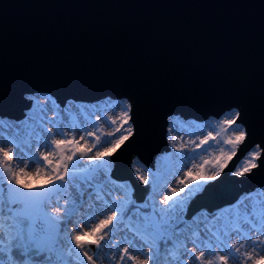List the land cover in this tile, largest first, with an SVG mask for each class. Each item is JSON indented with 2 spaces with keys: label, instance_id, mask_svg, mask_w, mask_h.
<instances>
[{
  "label": "water",
  "instance_id": "obj_1",
  "mask_svg": "<svg viewBox=\"0 0 264 264\" xmlns=\"http://www.w3.org/2000/svg\"><path fill=\"white\" fill-rule=\"evenodd\" d=\"M33 94L60 106L130 103L133 131L110 155L111 175L129 181L139 203L150 185L132 161L152 168L169 150L171 118L203 122L236 109L245 139L184 217L214 213L264 187V0H0V118H23ZM255 147L257 167L233 174ZM45 190L54 198L65 188Z\"/></svg>",
  "mask_w": 264,
  "mask_h": 264
},
{
  "label": "rangeland",
  "instance_id": "obj_2",
  "mask_svg": "<svg viewBox=\"0 0 264 264\" xmlns=\"http://www.w3.org/2000/svg\"><path fill=\"white\" fill-rule=\"evenodd\" d=\"M32 96L34 98L31 97L29 99L33 102L31 105L34 107L28 112L25 111V117L18 121L0 118V141L3 139L5 141L16 140L17 143H20L16 136L18 131L23 130L26 126H31L36 130L29 145H21V147H23V156L26 158L20 160L14 157V159L9 162V166L13 169L25 167V165H27L26 170L35 172L36 167H43V165L39 163V156L41 153L48 151V149L43 147L38 148L37 145H42L53 138H70L72 135H75V137L79 139L80 136H85V139L80 141L81 146L91 147L95 141V137L86 136L85 132L87 131H94L96 135L101 138L102 142L108 139H116L121 134L116 132L114 136L109 135L115 132L116 127H119L118 116L119 111H122L123 107L118 108L117 106H123L121 102L111 101V103L90 104V102L69 101L65 103V105L60 106L51 95L33 94ZM122 100L130 105L127 100ZM229 111V113L226 112L222 114L219 119L211 117V119H207L208 121L197 124L191 120H184V122L179 123L172 122L170 119L167 127L169 150L157 156L152 168L143 166L138 158H134L132 161L131 167L137 179L142 184L144 183L140 180V175L148 177L149 180L148 184L150 185V191L146 194L144 201L141 203L137 202V198L133 196L134 189L129 181H117L111 175L114 162L111 160L110 155L113 152L108 154L106 161L90 163L87 161V158L77 160L75 166L70 167L69 175L66 178L68 183L63 185L65 191L58 194L51 201L53 207H61L65 214L63 218L64 246L74 249V245H71V242L67 238L72 234L69 232L70 229L76 230L79 224H83L85 229H87L90 224H94L100 219H103L105 214H110L111 209L120 205H123L125 208L136 205L140 208L139 214L148 215L164 208L165 206L160 204L159 201H162L169 195V190L172 187H177V189L180 187L178 181L185 177V173L189 170L192 171L193 175L200 172L199 167H192L193 164L199 166L203 164L204 160H208L210 162L203 165V172L206 175L213 174L216 170V157L220 156V149H224V151L228 153L231 152L232 146L224 143L225 138L230 137L234 130L243 129L244 131L243 125L238 121L230 128L225 126V130L221 131L220 124L222 121L231 119L238 113L236 109H230ZM97 117H99V120H97ZM114 119L118 121L116 125L111 123ZM237 125H240V128H238ZM44 126L55 127L59 131L67 133V136L60 137L45 133L43 129ZM128 127L132 128L127 122L121 129V132ZM209 132L212 133L215 139L200 145V141L203 140ZM193 141H195V143H192ZM181 145L184 146V150L177 151V148ZM197 145L200 146L197 147ZM8 146L12 147L11 144ZM102 146L103 144L97 145V148H94L90 155L94 154L95 151ZM254 151H259V149L255 147L250 152L246 153L232 171L233 174L243 167ZM19 155L20 154L17 153V156ZM50 158L53 160V163L58 159V157ZM101 165H103V167H100ZM93 168L96 169L97 173L101 171L105 173V178L102 182L93 181L95 188L87 189L88 192H93L94 195L98 194L99 199H91L87 196L83 199H77L74 193L78 189L82 190L83 188V185L78 183L79 178L87 175ZM44 171L48 172L50 169L44 168ZM74 176L76 177L75 180L73 178ZM0 177L5 180L7 179V173H5L2 168H0ZM46 178L47 177L38 179L29 177L28 179L43 184ZM207 182L201 181L199 190L191 195H189L188 189H185V192L180 194V197L184 198L185 203L184 211L181 213V219L178 221L179 229L176 235L179 236V240L176 241V244L187 246L189 249L194 248L196 254L201 250L205 251V260L215 259L214 255L211 254L212 249H216L219 255H227L225 245L230 247L232 244H236L237 247H240V253H234L229 259L228 264H240V262L245 259L242 255L244 252H252L254 246L257 251L264 249V243H256L253 245V241H256L257 237H259L260 240H264V230H261L259 226H257L256 229H251L250 225L243 224V222H241V228L236 230L231 223L232 209H229L227 206L214 213H207L204 210L199 211L190 219H186L183 216L191 199L202 190ZM193 187H196V185L189 183V188ZM258 190L264 191V187L256 188L246 193H255ZM116 196L120 197V199L114 202L113 197ZM65 200L68 201L66 206H64ZM6 219L7 217H0V232H8L7 225L3 223ZM171 219H176V217L173 216ZM226 221H228V223H226ZM133 223H135V221L129 220L127 217H124L122 220L118 217V220L105 230V238L104 241H102L103 247L96 249L93 245L92 249L97 250V253L95 254L92 251L89 253L90 255L95 254L99 257L97 264H120V262L113 259V257H118L121 254L120 249L127 246V241L133 240L135 232L134 230H130ZM10 240V237L8 242L0 240V260L11 258V250L9 247ZM148 242L151 243V240ZM193 242H195V244H193ZM134 243L135 250L130 248V251L133 255H138L143 259V254L147 251V247H141L143 241L140 243L134 241ZM5 249H8L7 257L5 256ZM261 254H264V252H261ZM68 259L71 261V264H86V261L78 256L75 250L72 251V255L68 257ZM160 259L161 264H186L187 261H191L192 264H197L189 253L183 251L182 246H170L166 254H161ZM125 264H131V262H125ZM216 264H219V262L217 261ZM248 264H252V261H249Z\"/></svg>",
  "mask_w": 264,
  "mask_h": 264
},
{
  "label": "snow or ice",
  "instance_id": "obj_3",
  "mask_svg": "<svg viewBox=\"0 0 264 264\" xmlns=\"http://www.w3.org/2000/svg\"><path fill=\"white\" fill-rule=\"evenodd\" d=\"M117 107H123V110L119 111V127H116L115 132L109 135L114 136L116 132H119L121 134L118 138L102 142L101 138L94 131H87L85 132L86 136L95 137V141L91 147L81 146L80 141L84 140L85 136H80L79 139L75 135H72L70 138H53L42 145H37L38 148H47L48 151L40 154L39 163L43 167H36L35 172L26 170L27 165L17 169L9 166V162L14 157L20 160L26 158L23 156V147L21 145H29L36 132L35 128L26 126L23 130L18 131L16 136L20 143H17L16 140L5 141L3 139L0 141V168L7 173L6 180L0 177V217H7L3 223L8 227L7 233L0 232V240L8 242L9 237L11 238L9 245L11 258L0 260V264H71L68 257L72 255L73 250L86 261V264H97L99 257L95 254H89L93 250L92 246L94 245L96 249L103 247L104 232L118 220V217L121 220L127 217L129 220L135 221L130 228V230H134L135 232L133 240L127 241V246L120 249L121 254L118 257H113L120 264H125V262H131V264H161V254H166L170 246H182L183 251L189 253L197 264H216L217 261L219 264H228L229 259L234 253H240V247H237L236 244H232L230 247L225 245L227 255H219L216 249H212L211 254L214 255L215 259L205 260V251L201 250L196 254L194 248L189 249L187 246L177 245L176 241L179 240V236L176 233L179 229L178 221L181 219L185 203L184 198H181L180 194L185 192V189H188L189 195H191L199 190L201 181H211L220 175L225 165L235 155L237 145L244 141L245 132L243 129L234 130L230 137L225 138L224 143L232 146L231 152L228 153L224 149H220V156L216 157L215 172L211 175L204 174L203 165L208 164L210 162L208 160H204L203 164L199 166L193 164L192 167H199L200 172L196 175H193L191 170L185 173V177L178 181L180 187L178 189L177 187H172L169 190V195L162 201H159L160 204L165 206L164 208L148 215L139 214L140 209L137 206L125 208L123 205H120L111 209L110 214H105L103 219L90 224L87 229H85L83 224L77 225L76 230L70 229L69 232L72 234L67 238L71 242V245H74V249L64 246L63 218L65 214L61 207L52 206L51 201L53 196L45 189L57 184H67L66 178L69 175L70 167L75 166L77 160L87 158V161L90 163L106 161L108 154L114 152L128 139V136L132 134V128L128 127L123 132H121V129L130 119L131 105ZM238 117L239 113H236L233 118L223 120L220 124L221 131L225 130V126L232 127ZM97 120H99V117H97ZM111 123L116 125L118 121L114 119ZM43 129L45 133L52 134L53 136H67V133L59 131L55 127L44 126ZM214 139L215 137L209 132L200 141V145ZM192 143H195V141ZM9 144L12 147H9ZM101 144L103 146L90 155L93 149ZM200 145H197V147ZM183 150V145L177 148V151ZM17 153L20 155L17 156ZM260 155V151L252 152L250 158L235 174L242 176L253 168H256V160ZM50 157H58V159L53 163ZM100 167H103V165ZM44 168H48L50 171L45 172ZM29 177L38 179L47 178L41 184L29 180ZM73 178L74 180L76 179L75 176ZM104 178L105 173L103 171L97 173L96 169L93 168L87 175L79 178L78 183L82 184L83 188L82 190L78 189L74 193L75 197L83 199L87 196L91 199H99L98 194L94 195L93 192H88L87 189H94L95 185L93 181L102 182ZM139 178L144 184L147 185L149 183L148 177L140 175ZM189 183L196 185V187L189 188ZM119 199L120 197L118 196L113 197L114 202ZM67 203L68 201L65 200L64 206ZM227 207L232 209L231 223L236 230L241 228V222L250 225L251 229H256L259 226L261 230H264V191L258 190L255 193H245L235 204L228 205ZM173 216L176 219H171ZM149 240H151V243L148 242ZM134 241L136 243L143 241L141 247H147V251L143 254V259L138 255H133L130 251V248L135 250ZM256 243H264V240H260L257 237V240L253 241V245ZM261 252H264V249L257 251L254 246L252 252L246 251L242 254L245 259L240 264H248L249 261H252V264H264V254H261ZM26 254H30V256H26ZM5 256H8V249H5ZM35 257H39L40 259L36 260L34 259ZM186 264H192V262L187 261Z\"/></svg>",
  "mask_w": 264,
  "mask_h": 264
},
{
  "label": "bare ground",
  "instance_id": "obj_4",
  "mask_svg": "<svg viewBox=\"0 0 264 264\" xmlns=\"http://www.w3.org/2000/svg\"><path fill=\"white\" fill-rule=\"evenodd\" d=\"M34 98L32 95H29V98ZM111 101H116V102H121L123 105H128L124 100H113V99H110V98H104V99H101V100H99V101H94V102H90V104H95V103H100V104H103V103H111ZM32 104H33V102H32ZM34 106H30L27 110H26V112H28V111H30V110H32V108H33ZM228 113L230 112V111H227ZM25 117V116H24ZM221 117V116H220ZM220 117H218V118H216V119H219ZM211 119V118H210ZM213 119V118H212ZM171 121L173 122H179V123H181V122H184V120L183 119H181V118H171ZM191 121H193V120H191ZM206 121H208V120H206ZM205 121V122H206ZM194 123H202V122H197V121H193ZM128 124L130 125V126H132V124H131V121H130V119L128 120ZM236 124V123H235ZM240 125H237V127L238 128H240L239 127Z\"/></svg>",
  "mask_w": 264,
  "mask_h": 264
},
{
  "label": "trees",
  "instance_id": "obj_5",
  "mask_svg": "<svg viewBox=\"0 0 264 264\" xmlns=\"http://www.w3.org/2000/svg\"><path fill=\"white\" fill-rule=\"evenodd\" d=\"M132 206H136V205H132ZM142 208V207H141ZM140 209V208H139ZM185 214V213H184ZM184 214H183V216H184ZM35 258H37L36 260H39L40 258L39 257H35Z\"/></svg>",
  "mask_w": 264,
  "mask_h": 264
}]
</instances>
